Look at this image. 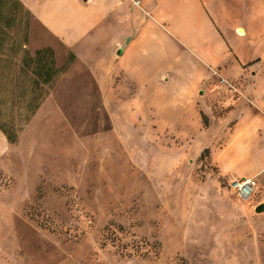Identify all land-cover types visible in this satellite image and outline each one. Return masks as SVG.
Segmentation results:
<instances>
[{"label": "rangeland", "instance_id": "374dc122", "mask_svg": "<svg viewBox=\"0 0 264 264\" xmlns=\"http://www.w3.org/2000/svg\"><path fill=\"white\" fill-rule=\"evenodd\" d=\"M4 5L0 264H264V186L242 201L216 166L248 114L213 122L196 59L132 8L121 40L142 44L106 88Z\"/></svg>", "mask_w": 264, "mask_h": 264}, {"label": "crops", "instance_id": "0c3cea01", "mask_svg": "<svg viewBox=\"0 0 264 264\" xmlns=\"http://www.w3.org/2000/svg\"><path fill=\"white\" fill-rule=\"evenodd\" d=\"M135 1L140 4L128 1L127 5L126 0L5 2L16 4L34 19L37 29L52 42L56 56L69 54L84 62L106 88L114 81L120 59L142 44L141 30L132 39L121 40V27L129 25L126 16L135 8V14L146 17L145 29H157L206 70L209 78L200 97L206 100L213 122L226 123L237 108H245L246 126L241 128V118L229 128L231 140L220 151L216 166L224 177L252 179L256 187L264 186V141H260L264 130V0ZM113 30L119 37L107 39ZM225 86L233 92H222Z\"/></svg>", "mask_w": 264, "mask_h": 264}, {"label": "built area", "instance_id": "2783aa9c", "mask_svg": "<svg viewBox=\"0 0 264 264\" xmlns=\"http://www.w3.org/2000/svg\"><path fill=\"white\" fill-rule=\"evenodd\" d=\"M130 1H132L136 6L140 4V2L135 0ZM230 188L240 200L249 201L255 194L256 183L252 179L233 180L230 183Z\"/></svg>", "mask_w": 264, "mask_h": 264}, {"label": "trees", "instance_id": "16d2710c", "mask_svg": "<svg viewBox=\"0 0 264 264\" xmlns=\"http://www.w3.org/2000/svg\"><path fill=\"white\" fill-rule=\"evenodd\" d=\"M6 0H0V33H3L4 31H5V27H7V26H10V21L7 23V24H5V25H2V19L4 18L3 16H4V4L6 3L5 2ZM15 6H17L16 4H14V9H15ZM14 9H13V12H11L10 13V18H11V20H13V15H15V13L16 12H14ZM7 17V16H6ZM40 82V80L37 78L35 81H34V83H35V85H37L38 83Z\"/></svg>", "mask_w": 264, "mask_h": 264}, {"label": "water", "instance_id": "95a60500", "mask_svg": "<svg viewBox=\"0 0 264 264\" xmlns=\"http://www.w3.org/2000/svg\"><path fill=\"white\" fill-rule=\"evenodd\" d=\"M118 54L121 55V54H122V50H120ZM263 211H264V204H261V205H259V206L256 208V212H258V213H261V212H263Z\"/></svg>", "mask_w": 264, "mask_h": 264}]
</instances>
